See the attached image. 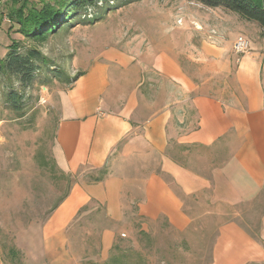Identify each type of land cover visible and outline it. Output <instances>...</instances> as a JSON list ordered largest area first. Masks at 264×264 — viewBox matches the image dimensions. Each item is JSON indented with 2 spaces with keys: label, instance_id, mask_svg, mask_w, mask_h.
<instances>
[{
  "label": "crops",
  "instance_id": "crops-1",
  "mask_svg": "<svg viewBox=\"0 0 264 264\" xmlns=\"http://www.w3.org/2000/svg\"><path fill=\"white\" fill-rule=\"evenodd\" d=\"M211 10L217 25L205 39L190 46L173 41L159 49L156 61L152 57L157 84L140 92L143 84L134 85L131 74L121 78L109 65L93 62L61 92L59 165L67 174L86 167L97 174L110 167L120 176H97L71 188L45 223L44 261L80 264L67 252L68 239L73 223L92 203L122 223L125 180L139 167L147 173L139 213L148 220L165 218L177 231L193 224L183 197L207 191L210 202L222 207L253 203L258 239L238 216L225 220L212 264L264 261V31L236 13ZM234 34L232 45L225 44ZM240 37L250 43L245 54L234 49ZM115 228L102 233L103 260L117 245Z\"/></svg>",
  "mask_w": 264,
  "mask_h": 264
},
{
  "label": "rangeland",
  "instance_id": "rangeland-1",
  "mask_svg": "<svg viewBox=\"0 0 264 264\" xmlns=\"http://www.w3.org/2000/svg\"><path fill=\"white\" fill-rule=\"evenodd\" d=\"M26 1L38 7L52 0H0V57L21 43L22 54L35 49L45 60L37 62L39 69L29 87L0 72V264H47L42 259L45 223L65 195L73 186L92 183L97 176H120L110 167L97 174L87 167L67 174L57 161L60 95L72 79L93 62L102 63L118 71L121 78L131 74L134 85L143 84L135 88L142 92L158 82L151 59L156 61L160 48L173 41L197 45L218 19L214 11L193 0H101L100 7L89 9L90 16L74 19L40 43L27 39L21 25L10 18ZM227 22L238 25L239 21ZM234 38L235 34L229 35L224 43L232 45ZM55 72L60 73L58 78ZM13 93L21 99L12 100ZM146 174L141 167L127 174L122 223L114 222L107 209L96 203L82 210L68 239L67 252L72 258L80 264H212L219 226L233 216L258 239L260 224L253 203L222 207L210 202L207 191L183 197L186 214L193 220L186 230L173 229L162 217H142L139 201ZM115 225L117 245L105 261L107 257L101 258L102 233L114 230Z\"/></svg>",
  "mask_w": 264,
  "mask_h": 264
},
{
  "label": "trees",
  "instance_id": "trees-1",
  "mask_svg": "<svg viewBox=\"0 0 264 264\" xmlns=\"http://www.w3.org/2000/svg\"><path fill=\"white\" fill-rule=\"evenodd\" d=\"M101 0H52L43 1L38 7L29 6L28 1L24 7L15 9L10 13V18L21 25L22 33L27 39L40 43L45 42L50 35L63 29L76 18L89 14V9H97ZM210 9H223L233 12L247 21L257 23L264 31V0H193ZM90 16V14H89ZM95 18L94 20H97ZM93 21V20H90ZM21 43H15L9 47L5 57H0V72H6L21 83L24 87L33 84L36 72L39 69L37 62L43 60L40 51L32 49L22 54ZM59 77L60 73L55 72ZM82 73L72 83L76 81ZM69 81L70 78H67ZM67 81V82H68ZM71 83V84H72ZM12 100L18 98L16 93L10 95ZM65 195L62 202L67 198ZM61 202V203H62ZM59 206V205H58ZM56 206V208L58 207ZM55 208V209H56ZM54 209V210H55Z\"/></svg>",
  "mask_w": 264,
  "mask_h": 264
},
{
  "label": "built area",
  "instance_id": "built-area-1",
  "mask_svg": "<svg viewBox=\"0 0 264 264\" xmlns=\"http://www.w3.org/2000/svg\"><path fill=\"white\" fill-rule=\"evenodd\" d=\"M4 21H9L7 16H4ZM250 43L247 39L240 37L234 44V49L238 54H245L249 51Z\"/></svg>",
  "mask_w": 264,
  "mask_h": 264
}]
</instances>
